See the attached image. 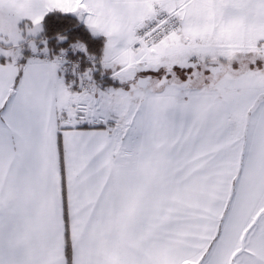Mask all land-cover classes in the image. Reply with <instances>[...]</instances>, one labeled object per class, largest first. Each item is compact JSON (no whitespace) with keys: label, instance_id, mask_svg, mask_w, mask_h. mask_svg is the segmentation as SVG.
<instances>
[{"label":"snow or ice","instance_id":"obj_1","mask_svg":"<svg viewBox=\"0 0 264 264\" xmlns=\"http://www.w3.org/2000/svg\"><path fill=\"white\" fill-rule=\"evenodd\" d=\"M0 264H264V0H0Z\"/></svg>","mask_w":264,"mask_h":264},{"label":"trees","instance_id":"obj_2","mask_svg":"<svg viewBox=\"0 0 264 264\" xmlns=\"http://www.w3.org/2000/svg\"><path fill=\"white\" fill-rule=\"evenodd\" d=\"M48 18H46V21H47Z\"/></svg>","mask_w":264,"mask_h":264}]
</instances>
